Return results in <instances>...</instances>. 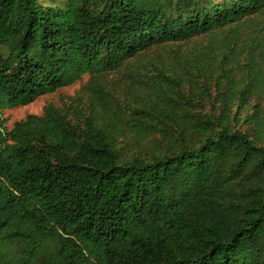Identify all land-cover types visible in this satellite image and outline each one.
<instances>
[{"label": "trees", "instance_id": "1", "mask_svg": "<svg viewBox=\"0 0 264 264\" xmlns=\"http://www.w3.org/2000/svg\"><path fill=\"white\" fill-rule=\"evenodd\" d=\"M263 14L264 0H0V264H264ZM121 70L114 97L103 78ZM84 75L98 109L4 125Z\"/></svg>", "mask_w": 264, "mask_h": 264}, {"label": "rangeland", "instance_id": "2", "mask_svg": "<svg viewBox=\"0 0 264 264\" xmlns=\"http://www.w3.org/2000/svg\"><path fill=\"white\" fill-rule=\"evenodd\" d=\"M258 18L261 20L264 19V14L260 15ZM218 34L219 31L210 32L208 35L202 34L199 36H195L188 41L174 42L164 47L159 46L157 48H152L149 49L146 54H139L132 60L140 61L142 60V57H156V55L167 56L165 53V47L178 46L181 50H183L185 48L192 47L196 43H204L209 39L210 36H215ZM127 72L128 70H121L117 73H110L104 76L103 84L107 87V89L110 88V91L114 94V97L120 96L126 89L124 76L127 74ZM87 80L88 75H84L75 83L62 87L52 93L41 95L26 105L4 109L3 111H1V116L4 119V125L9 129L12 127L15 121L24 118L28 114L40 115L48 104H52L53 106L67 113L68 117L70 118H75L76 115H86L90 111L89 109H91V106L94 108L96 107L95 109H98L97 106L93 105L92 98L84 94L82 95L79 92L81 86L86 83ZM234 124L236 127L246 130L250 133L253 129L251 123L245 122L241 118L239 119V121L234 122Z\"/></svg>", "mask_w": 264, "mask_h": 264}]
</instances>
